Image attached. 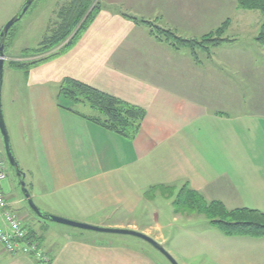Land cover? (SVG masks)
Masks as SVG:
<instances>
[{
  "label": "crops",
  "instance_id": "obj_1",
  "mask_svg": "<svg viewBox=\"0 0 264 264\" xmlns=\"http://www.w3.org/2000/svg\"><path fill=\"white\" fill-rule=\"evenodd\" d=\"M111 1L101 7L67 52L29 70H12L20 74L19 85H12L16 81L12 79L7 92L24 93L31 123L36 162L29 190L26 185L31 199L39 200L41 209L50 215L88 225L93 218L90 207H80L75 216L59 214L53 211L56 204L50 199L75 193L88 195L93 204L106 205L107 200L117 207L124 204V214L119 218L111 222L106 215L94 225L135 231L162 244L165 239L158 225L139 226L135 220H127L144 201L141 191L138 193L144 185L134 179L114 178L132 171L152 181L157 170L160 173L167 164L162 174L165 185L183 181L182 187L197 193L205 203L264 213V53L255 41L260 14L239 10L233 0H211L209 5L196 0H145L151 6L140 0ZM20 6L6 14L10 16L0 24V30ZM220 8L224 15L219 19ZM123 15L153 21L183 39L198 38L227 18L228 32L237 37L234 39H240L241 34L235 36L237 30L246 27L243 33L253 35L249 40L252 44L237 41L219 49L245 44L253 51L231 55L232 68L225 72V59L218 58L221 55H198L196 63L188 49L175 50L158 42L145 26ZM245 16L256 17L257 25H243L240 18ZM66 78L144 109L146 115L136 137L127 140L100 125L91 127L85 115L58 107L59 86ZM109 184L129 188L137 200L130 203L124 196L117 198V192L116 198H106L104 192L91 190ZM5 198L11 210L14 200L8 195ZM45 231L52 237L32 230L49 254V262L21 255L9 257L0 247V264H157L142 249L115 244L96 232L56 223L46 226ZM220 239L222 245H230L237 252L247 256L255 253L252 256L257 262L241 264H264V237ZM214 260L219 264V248ZM232 261L238 260L225 256L222 262Z\"/></svg>",
  "mask_w": 264,
  "mask_h": 264
},
{
  "label": "rangeland",
  "instance_id": "obj_2",
  "mask_svg": "<svg viewBox=\"0 0 264 264\" xmlns=\"http://www.w3.org/2000/svg\"><path fill=\"white\" fill-rule=\"evenodd\" d=\"M71 0H34L31 6L28 8L26 13L23 17L14 24L9 29V38L10 42H8L9 47L6 51L3 50L5 62H4V76H3V97L1 98L2 103V115L3 120L5 122L7 134L10 141V147L12 149V153L14 159L20 169V171L25 175L24 182L27 185L28 190L30 189L29 183L33 173L36 172V162L34 156V147L31 144L30 139V129L31 123L30 118L28 116V107L25 100V95L22 92H18L17 95L15 93L9 94L7 91L9 89V83L12 79L15 78V82L12 84L19 85L20 74H15V71H12L8 67V63L10 61H17V62H24V61H33L37 59L40 55L36 54L34 50L38 49L41 42L49 35L52 34L54 29L59 25L60 19L58 14L66 8ZM144 2L145 5L151 6V2H147L145 0H140ZM198 2H205L204 4L209 5L208 3L211 0H196ZM232 1V0H231ZM26 0H0V24L8 18L6 15L7 13L11 12V10L17 6V4L21 3L20 8L9 17V20L13 18L21 7L24 5ZM108 2H112L111 0H93L91 6L88 8V12L92 9L95 4L103 7ZM190 2V0L188 1ZM192 3L195 0H191ZM226 8V5L223 4L222 7ZM222 12L219 15V19L221 16L224 15V11L220 8ZM246 12V11H245ZM230 12L226 13L229 15ZM6 16V17H5ZM248 16L241 17L240 19L243 20V25L247 26L249 23H256L257 25V18ZM247 18V19H246ZM8 20V21H9ZM140 20V19H138ZM142 20V19H141ZM6 21V23L8 22ZM148 22L145 26L149 30V34L151 32V36L155 38L158 42H165L169 46H174L175 43L169 37L164 36L162 33L164 31L171 33L172 35H176L174 32L170 30L163 29L159 27L153 21H145ZM220 26L212 29H208V32L201 35L198 38H191L185 39L200 43V41L206 37L211 36L217 38L216 31L225 23L228 22V28L226 32L221 36V39L224 41L222 44H233L237 41L244 42L248 45H251L252 41H249L253 38V35L247 32V28L245 27L242 29V33L237 30L239 33L235 36L241 34V38L236 40L229 30L230 26V19L224 18L222 20ZM4 23V25L6 24ZM3 25V26H4ZM80 23L76 26L74 31L75 33ZM158 28V30H157ZM161 32H157V31ZM1 31V30H0ZM163 31V32H162ZM7 32V35H8ZM258 34V32H257ZM255 36V39L257 37ZM6 35V36H7ZM177 36V35H176ZM70 38V37H69ZM68 39V38H67ZM66 39V41H67ZM160 39L161 41H159ZM202 44H199V47L195 49L196 55H221L218 56L219 60L221 58L225 59V63L223 65V69L226 72L227 69L232 68L231 65V55H236L239 52H250L253 51V48H246L247 46L241 45L240 47H226L222 46L219 49V46L209 47L207 51L202 48ZM238 44V43H237ZM257 47H261V52L264 53V46L259 45L257 42ZM173 48V47H172ZM174 49V48H173ZM180 49V48H179ZM24 50V51H23ZM178 50V49H175ZM210 57V56H209ZM217 58V60H218ZM19 75V76H17ZM224 79H228L226 76H222ZM196 79V76H193V80ZM262 78H260V81ZM16 96V97H14ZM74 111L79 112L85 115L90 122V126H95L96 123L91 119H100L101 121L104 120V117L100 115L97 111L92 110L87 105H78L72 107ZM212 116V115H211ZM216 118L219 115H215ZM212 118H214L212 116ZM217 133V132H216ZM0 156L5 159L4 154V147L2 144V139L0 136ZM166 160V157L165 159ZM167 164L160 168V173L157 172L154 175V179L151 181V177L142 178L137 172L128 171L126 174L123 173L121 177L119 174L115 176V180H126V179H134L138 181L139 184L144 187L138 188V193H142L144 197V201L134 208V214L132 216H128L127 220H135L139 226L141 225H151L154 224L160 227L159 232L162 234L165 241H163V245L159 243L165 251L175 260L177 264H218L215 262L214 257L216 255V251L219 248V264H224L223 258L225 256L233 257L235 260L229 264H241L240 262H257L252 255L255 253H249L248 256L244 252H237L233 248H230V245L225 246L222 245L220 237H223L217 229L212 228L209 225V222L205 217L199 215L195 212V210H186V208L179 207L181 203L176 205L175 200L178 191L182 188L183 181H177L176 183L170 182L165 185L162 179L163 171L166 169ZM6 175L7 179L2 184V189L4 195H8L13 198V205L11 206V211L15 213L17 218L20 220L23 225L29 230H35L38 235H42L43 237H52L50 231H45L46 226L52 227L53 222H48L39 219L27 206L26 201L22 197L20 189L17 185V179L12 171V169L8 166L6 162ZM127 184V181H126ZM103 187L100 188L99 187ZM107 185H99L96 186L94 189H91L93 192L96 190H100L104 192V196L107 198H116V192L119 193L117 198L123 197L126 198L130 203L135 202L137 200L132 198L135 195H131L129 188H122V187H115L114 184ZM127 187V186H126ZM138 187V186H136ZM135 191V188L133 189ZM124 193V194H123ZM88 195H78L75 193L70 194H63L59 195L56 198L50 199L51 202H54L56 206L53 207V211L59 214H68L70 216H75L78 213V209L81 207H90L89 213L93 215V218L89 221L90 226H95L100 218L103 220L108 215L112 218L113 222L115 219L119 218L122 214H124L125 205L122 204L121 206H115L116 204H111L110 200H107L106 205L104 204H97L92 203L91 199H88ZM33 200V199H32ZM204 202V201H203ZM33 203L36 207L41 209L42 205L39 200H33ZM205 203V202H204ZM208 204V203H206ZM135 205V204H133ZM188 206V205H185ZM46 208V207H45ZM226 210H229L225 207ZM41 211H43L41 209ZM95 211V212H94ZM44 213L48 214L46 211ZM50 215V214H49ZM54 216V215H52ZM57 217V216H55ZM61 218V217H60ZM72 221L70 219H66ZM76 222V221H73ZM79 223V222H78ZM87 224L88 223H84ZM46 225V226H45ZM104 228V227H99ZM124 230V229H121ZM138 233V232H137ZM100 237L104 239L114 240L115 244H124L129 245V248L132 250H141L144 252L145 255L149 256L150 258L156 259L157 264H171L164 255L150 246L148 243L131 236H117L116 234H105L99 233ZM36 235V234H35ZM33 235V238L36 240V236ZM220 236V237H219ZM149 237V236H148ZM161 236H159L160 238ZM152 239V237H150ZM158 238V237H157ZM158 238V239H159ZM57 240V236L55 238ZM154 240V239H153ZM155 242H157L155 240ZM49 255V254H48ZM47 255V256H48ZM50 257V256H49ZM48 257V259H49ZM243 257H245L243 259ZM47 259V260H48ZM243 259V260H242ZM222 260V261H221ZM49 262V260L47 261Z\"/></svg>",
  "mask_w": 264,
  "mask_h": 264
},
{
  "label": "trees",
  "instance_id": "obj_3",
  "mask_svg": "<svg viewBox=\"0 0 264 264\" xmlns=\"http://www.w3.org/2000/svg\"><path fill=\"white\" fill-rule=\"evenodd\" d=\"M233 1L241 11H254L260 14L261 25L255 41L259 45L264 46V0ZM92 2L93 0H71L69 5L58 14L60 19L59 25L54 29L51 35L47 36L41 42L39 48L34 50V52L40 56L37 59L28 62L10 61V63H8L9 69L15 71L29 70L30 68L59 56L71 49L86 29L92 24L100 11L99 6L95 4L88 14H86ZM125 17L131 19L137 24L148 26V22L138 20L134 17ZM79 23L80 25L77 30L72 34ZM227 28L228 22H225L216 31L217 38L213 39L212 36L211 38L210 36H206L200 41V43L196 40H185L166 31H162V34L173 40L175 45L172 47L174 49H188L193 61L198 63V56L195 53V49L199 47V44L203 43L202 48L206 51L208 46L213 48L220 45L224 42L221 39V36L226 32ZM9 32L4 41V51L9 47ZM157 32L161 31L159 30ZM158 40L161 41L160 39ZM58 97L60 100L58 107L73 112L76 115L83 116L84 118L86 117L83 114L74 111L72 107L78 105L89 106L92 110L97 111L104 117L103 121L97 118L91 120L97 125H100L106 131L127 140H133L136 137L140 125L146 115L145 110L140 107L130 105L70 78H66L61 82L58 90ZM86 119L89 120L88 118ZM175 198L176 200L174 203H176V205L181 203V206L179 207L186 208V210H195L197 214L202 215L208 220L209 225L212 228L217 229L226 237H264V213L262 212L247 209L226 210L219 202L206 204L197 193L190 191L186 187H182ZM27 231L28 235L33 238V235L35 234L32 230L27 229Z\"/></svg>",
  "mask_w": 264,
  "mask_h": 264
},
{
  "label": "water",
  "instance_id": "obj_4",
  "mask_svg": "<svg viewBox=\"0 0 264 264\" xmlns=\"http://www.w3.org/2000/svg\"><path fill=\"white\" fill-rule=\"evenodd\" d=\"M34 0H26L24 5L21 7L17 15H15L13 18H11L1 29L0 31V136L2 139V144L4 147V154L5 158L7 160V163L9 167L12 169L16 179H17V185L20 189V192L22 194V197L27 203L28 208L30 209L31 212H33L39 219L48 221V222H53L59 225L63 226H68L71 228H76V229H81V230H87V231H92L96 233H105V234H116V235H124V236H131L138 238L146 243H148L150 246H152L154 249H156L158 252H160L166 259L171 263V264H177L175 260L165 251V249L159 245L157 242H155L153 239L150 237L137 233L135 231H130V230H121V229H109V228H99V227H94L90 226L87 224L83 223H78V222H73L69 221L63 218L55 217L49 214L44 213L41 211L38 207H36L30 197L29 191L26 188V184L24 182L25 175L20 171L13 153L12 149L10 147V141L9 137L7 134L5 122L3 120V115H2V103H1V98H2V87H3V76H4V62H5V57H4V41L7 35V32L9 29L19 22V20L23 17V15L26 13L28 8L31 6Z\"/></svg>",
  "mask_w": 264,
  "mask_h": 264
},
{
  "label": "built area",
  "instance_id": "obj_5",
  "mask_svg": "<svg viewBox=\"0 0 264 264\" xmlns=\"http://www.w3.org/2000/svg\"><path fill=\"white\" fill-rule=\"evenodd\" d=\"M6 162V158L0 156V247L9 257L21 255L47 263L48 256L39 242L28 235L25 225L9 208L2 189V184L7 179Z\"/></svg>",
  "mask_w": 264,
  "mask_h": 264
},
{
  "label": "flooded vegetation",
  "instance_id": "obj_6",
  "mask_svg": "<svg viewBox=\"0 0 264 264\" xmlns=\"http://www.w3.org/2000/svg\"><path fill=\"white\" fill-rule=\"evenodd\" d=\"M8 164V163H7ZM9 166V165H8Z\"/></svg>",
  "mask_w": 264,
  "mask_h": 264
}]
</instances>
